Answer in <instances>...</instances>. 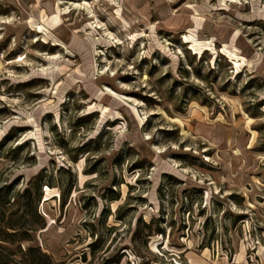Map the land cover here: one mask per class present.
I'll return each instance as SVG.
<instances>
[{
	"label": "rangeland",
	"instance_id": "obj_1",
	"mask_svg": "<svg viewBox=\"0 0 264 264\" xmlns=\"http://www.w3.org/2000/svg\"><path fill=\"white\" fill-rule=\"evenodd\" d=\"M0 264H264V0H0Z\"/></svg>",
	"mask_w": 264,
	"mask_h": 264
}]
</instances>
